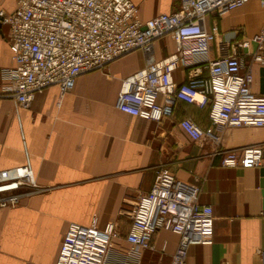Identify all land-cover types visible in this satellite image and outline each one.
<instances>
[{"label": "crops", "instance_id": "0c3cea01", "mask_svg": "<svg viewBox=\"0 0 264 264\" xmlns=\"http://www.w3.org/2000/svg\"><path fill=\"white\" fill-rule=\"evenodd\" d=\"M145 20L163 11H175L181 0H133ZM17 0H0V11L11 12ZM218 22L221 33L242 27L239 38L260 31L264 8L259 0L221 16L210 13L208 26ZM9 25L0 22V70L15 65L7 41ZM177 51L167 33L154 41L157 59ZM253 47L240 49L243 69L252 65L253 88L264 92L261 69L253 62ZM219 54L217 42L204 59ZM202 58V59H201ZM147 53L133 49L103 67L78 76L73 89L62 95L58 84L36 95L29 107L0 96V185L11 182L18 165H30L38 186L21 185L19 200L0 205V264H55L63 235L71 221L98 225L113 220L120 237L114 241L107 264L138 259L141 264H168L179 234L161 228L153 248L129 253L126 240L131 220L125 211L149 191L157 170L168 165L181 179L200 187L198 199L214 212L213 241L189 249L187 264H259L264 249V161L259 166L222 165L221 149L262 144L264 125H233L215 131L221 142L196 141L180 125L190 117L203 128L212 127L210 106L201 107L162 94L172 112L161 120L140 117L117 106L122 80L146 64ZM208 72L207 68L203 73ZM184 81L187 67L173 72ZM31 190V191H28ZM2 193V192H1Z\"/></svg>", "mask_w": 264, "mask_h": 264}, {"label": "built area", "instance_id": "2783aa9c", "mask_svg": "<svg viewBox=\"0 0 264 264\" xmlns=\"http://www.w3.org/2000/svg\"><path fill=\"white\" fill-rule=\"evenodd\" d=\"M247 1L181 0L177 10L143 20L133 0H17L11 12L0 11L1 21L9 25L7 41L15 60V65L0 70V96L29 107L38 93L58 84L60 104L81 73L142 49L147 53L146 64L122 80L118 108L161 120L172 112L171 103L160 102L162 94L201 107L209 105L212 127L205 129L190 117H184L180 125L194 140L208 138L218 145L221 135L216 128L264 125V92L254 90L252 65L243 69L240 52L253 47V62L264 66V22L260 31L242 38L238 37L242 27L222 34L218 22L207 23L210 13L221 16ZM259 1L264 8V0ZM167 33L177 41V51L157 59L154 41ZM214 41L219 54L200 62L197 57L206 58ZM180 65L187 67V77L178 82L173 72ZM220 152L225 166H259L264 161L262 144ZM21 185H29L31 190L38 186L28 164L16 166L14 179L0 185V205L15 204L22 193L5 191ZM199 191L198 184L179 178L168 165H162L151 189L125 211L131 220L125 235L131 244L129 253L153 248V236L161 228L179 234L168 264H187L192 245L211 243L213 206L198 199ZM117 237L120 232L113 220L104 227L98 225L97 217L90 224L71 221L55 264H107ZM122 264L141 263L133 259ZM259 264H264V249Z\"/></svg>", "mask_w": 264, "mask_h": 264}, {"label": "water", "instance_id": "95a60500", "mask_svg": "<svg viewBox=\"0 0 264 264\" xmlns=\"http://www.w3.org/2000/svg\"><path fill=\"white\" fill-rule=\"evenodd\" d=\"M0 22H1V19H0ZM261 73H262V84H264V66L263 68L261 69ZM264 91V90H263Z\"/></svg>", "mask_w": 264, "mask_h": 264}]
</instances>
